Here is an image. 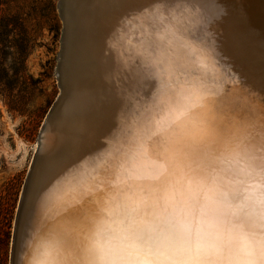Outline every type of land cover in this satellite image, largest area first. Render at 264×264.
Returning <instances> with one entry per match:
<instances>
[{"label":"bare ground","instance_id":"6f19581e","mask_svg":"<svg viewBox=\"0 0 264 264\" xmlns=\"http://www.w3.org/2000/svg\"><path fill=\"white\" fill-rule=\"evenodd\" d=\"M67 5L60 69L66 101L42 140L40 151L48 150L34 168L15 264L39 259L45 237L57 227L74 228L94 210L90 194L118 183L109 154L117 141L131 148L128 133L139 127V114L159 92L202 85L219 98L225 126L240 134L259 119L264 102V0H71ZM151 132L145 129L146 136ZM159 163L148 158L139 167L155 176L161 169L152 165ZM145 236L161 246L183 243L156 219L145 224Z\"/></svg>","mask_w":264,"mask_h":264},{"label":"snow or ice","instance_id":"6c2138e0","mask_svg":"<svg viewBox=\"0 0 264 264\" xmlns=\"http://www.w3.org/2000/svg\"><path fill=\"white\" fill-rule=\"evenodd\" d=\"M218 99L196 84L159 92L128 133L131 148L117 141L109 154L118 183L91 193L94 210L54 229L32 264H264V102L240 134ZM148 158L160 162L155 176L139 167ZM152 219L182 246L146 237Z\"/></svg>","mask_w":264,"mask_h":264},{"label":"rangeland","instance_id":"374dc122","mask_svg":"<svg viewBox=\"0 0 264 264\" xmlns=\"http://www.w3.org/2000/svg\"><path fill=\"white\" fill-rule=\"evenodd\" d=\"M57 1L0 0V264H11L37 136L59 94Z\"/></svg>","mask_w":264,"mask_h":264},{"label":"water","instance_id":"95a60500","mask_svg":"<svg viewBox=\"0 0 264 264\" xmlns=\"http://www.w3.org/2000/svg\"><path fill=\"white\" fill-rule=\"evenodd\" d=\"M71 2V0H58L57 1V11L59 14V18L61 20V34H60V50L58 52V60H57V66H56V76L58 80V87H59V94L51 106L47 116L45 117L43 124L41 126V130L37 136V152L34 156L33 162L31 164L30 170L28 172L24 187H23V192L21 195L17 215H16V220H15V227H14V236H13V244H12V254H11V264H15V256H16V251H17V246H21V241H22V236H21V226H22V221H23V215L27 211L28 207V200L29 197L32 193V181L34 178V168L36 165L39 163V159L42 157H45L46 151L41 152V146H42V140L45 134V131L47 129V126L51 125L53 121L57 120L59 117V114H57L58 111H61V108L63 107L65 101H66V91H65V86L64 83L62 82V78L60 76V69L64 61V47H65V41L67 40L68 36V29H69V23L67 22V15L65 13V10L68 12V5L67 3ZM68 30V31H67ZM51 148V147H50ZM50 150V149H49ZM41 152V153H40ZM26 206V207H25ZM19 236V237H18ZM19 238V239H18Z\"/></svg>","mask_w":264,"mask_h":264}]
</instances>
